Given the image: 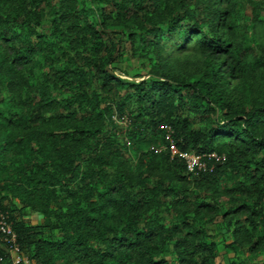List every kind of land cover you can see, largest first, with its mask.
Instances as JSON below:
<instances>
[{"label": "trees", "instance_id": "16d2710c", "mask_svg": "<svg viewBox=\"0 0 264 264\" xmlns=\"http://www.w3.org/2000/svg\"><path fill=\"white\" fill-rule=\"evenodd\" d=\"M33 1L39 0H19L18 8L0 13L2 31L17 42V45L12 46L10 62H28L38 56L49 58V42L44 34L36 33L34 29L40 23L41 13ZM168 2L113 0L120 21L139 23V28L144 29V35L134 34L141 35L137 37L141 45L154 48L159 38L158 23L164 24L163 32L167 36L179 32L180 45L186 37L194 36V43L204 57L205 70L201 76L191 80H184L169 72L161 62L149 66L147 79L125 80L116 75L108 65L120 55L121 38L116 37L111 41V52L109 49L105 50L106 44L101 38L103 28H97L87 20V11L76 9V0H59L61 10L58 13L66 22L58 28L55 18H51V33L56 37L60 34L66 38L68 31L77 26L81 39L66 38L69 42L74 40L70 47L75 49L81 45L86 48L89 42L97 46L90 52L92 55H78L75 50L81 64H64L57 69L50 85L43 84L39 88L42 103H51L49 89L52 87L75 85L82 90L71 98H62L61 105L65 110L62 114L56 112L64 118L59 127L40 131L45 142L37 148L43 156L35 164L34 174L30 177L33 187L38 189L33 192L42 191L46 184H51L55 177L54 172H58L61 166L66 167L68 181L76 178L84 180L86 175L94 173V169L87 166L80 177L78 176L74 157L80 146L97 153L104 142L113 144V133H106L102 128L96 96L93 91L90 94L83 91L86 76L90 72L100 89L109 90L111 86H117L124 90L123 100L116 105V114L126 113L122 112L123 103L133 97L136 103L134 113H126L130 119L125 129L128 141L134 133L141 137L150 133L160 136L161 142H164L159 124L168 123L180 148L196 152L214 150L224 154L221 161H212L211 169L191 173L185 170L181 159L170 157L165 149L160 152L167 169L181 182L192 178L195 185L205 187L207 181H211L219 173L232 170L239 174L240 179L233 187L245 191V196L252 198L251 204L239 201L221 213L222 216L229 214L226 216V223L233 225L232 241L241 243L243 239L237 234L238 214H243L251 228L258 223L264 225V211L261 206L264 200V132L259 130L254 119L256 114L264 115V94L247 109L239 107L231 100L227 92L226 74L236 77L242 70L238 47L221 33L220 27L205 34L201 30L202 19H198L187 7L169 8L163 18L162 12L168 8ZM131 10L132 13L127 15ZM103 13L99 12L102 15ZM80 14H83L81 19ZM223 14V10L216 9L208 19L219 25ZM105 17L103 15L98 21L101 27H106ZM14 27L19 31L14 32ZM131 33L129 32V37L134 39ZM221 52H226L229 57L225 67H220L221 61L218 57ZM84 65L86 69L82 68ZM185 107L194 112H211L212 122L203 128L191 127L187 115L183 113ZM52 108L57 111L55 104ZM78 109L81 116L75 118ZM135 119H139L137 124ZM121 143L126 144L123 137ZM146 184V177L141 176L129 185L130 188L117 181L96 193V207L113 206L119 209L121 220L118 223H108L101 218L96 207L88 210L69 202L63 210L59 207L56 212L45 211L42 221L35 223L24 216L23 205H11L5 201L4 196H0V209L7 212L20 256L26 258L28 264H49L55 252L60 251H67L72 259L84 264H217L214 261L215 242L206 241L203 238L204 230L185 218L187 194L182 192L183 188L172 190V201L180 206L177 220L164 225L159 221L158 215L147 212L154 199L149 195ZM164 188L166 187L161 189ZM192 203L194 207L207 205V202L202 201ZM142 216L145 217L143 220ZM169 240L176 255L174 263H169L158 255L161 246ZM263 243L264 239L257 237L249 244L248 249L254 251L261 248ZM0 264H10L8 252L1 242Z\"/></svg>", "mask_w": 264, "mask_h": 264}, {"label": "rangeland", "instance_id": "374dc122", "mask_svg": "<svg viewBox=\"0 0 264 264\" xmlns=\"http://www.w3.org/2000/svg\"><path fill=\"white\" fill-rule=\"evenodd\" d=\"M18 1L0 0V13L18 8ZM168 1V8L162 12L163 18L169 8L187 7L198 19H202L201 30L205 34L212 33L213 28L220 27L221 33L238 47L242 70L236 77L226 74L227 92L239 107L247 109L255 104L264 94V0ZM33 4L41 13L40 23L34 29L36 33L44 34L49 42L51 47L49 58L38 56L28 62L18 63L15 60L10 62L12 46L17 45V42L15 43L0 27V196H4L5 201L11 205H23L24 216L35 223L42 221L45 211L56 212L59 207L63 210L68 202L90 210L96 207L98 202L96 193L104 190L106 186H112L119 181L130 188L129 185L138 177L145 176L147 190L154 199L147 212L158 215L161 223L169 225L177 220L180 206L172 201V190L181 187L182 192L187 194L185 218L204 230L203 238L206 241L215 242L214 261L217 264L229 262L264 264V243L261 248L254 251L248 249L249 244L257 237L264 239V225L258 223L251 228L243 214H238L237 234L243 241L234 242L231 233L233 225L226 223V216L229 214L222 216L221 213L239 201L251 204L252 198H247L245 191L233 187L240 179L239 174L232 170L219 173L211 181H207L205 187L195 185L192 178L181 182L172 176L162 161L160 152L163 149L160 151L155 149L162 143L160 136L149 133L141 137L134 133L128 143L122 144L123 135L128 134L116 120L115 114L116 105L123 100L125 92L117 86H111L109 90L100 89L90 72L86 76L83 91L87 94L93 91L96 96L102 128L106 133H113L111 136L113 144L104 142L97 153L80 146L74 157L78 176L80 177L82 171L89 166L94 169V173L86 175L84 180L76 178L74 181H68L66 167L61 166L58 172H54L55 177L51 184H46L42 191L33 192L38 189L33 187L30 177L34 174L35 164L43 156L37 148L45 142L40 131L59 127L64 118L63 115L58 116L56 112L62 114L65 110L61 105L62 98H71L82 90L75 85L52 87L49 89L51 103H42L39 88L43 84L50 85L59 67L64 64L69 66L81 64L78 59L79 53L91 54L90 52L97 46L89 42L86 48H82L81 45L75 49L71 48L70 44H73L74 40L69 42L66 38L81 39V32L76 29L77 26L74 30L68 31L66 38L60 34L56 37L51 33V18H55L54 22H57L58 28L66 22L58 13L61 10L59 0H39L33 1ZM76 9L87 11V20L97 28H103L101 38L106 44L105 50L109 49L111 52V41L116 37L121 38L120 55L108 67L125 80L149 78L147 70L155 62L163 63L169 72L177 74L184 80L201 76L205 70L204 57L194 43V36L186 37L180 45L179 32L167 36L163 32L164 24L158 23L159 38L152 48L149 45H141L137 39L145 32L143 28H139V23L131 21L123 23L119 20V13L114 8L113 0H76ZM216 9L224 11L219 25L208 19ZM100 11L106 15V27L98 24L103 17L99 14ZM131 13L132 10L127 15ZM137 14L140 15L139 12ZM82 16L83 14H80L79 19ZM12 30L19 31L15 27ZM129 32L141 35H134V39H131ZM75 50L78 55L74 53ZM219 54L220 67H225L229 61L228 54L226 52ZM82 68L87 67L84 65ZM54 104L57 111L52 108ZM135 104L131 96L123 103L122 112L133 114ZM80 112L78 109L75 118L81 116ZM183 113L187 115L193 128H203L212 122V114L209 111L194 112L185 107ZM254 119L259 130L264 132V115L256 114ZM137 122L139 119H135V124ZM66 181L69 183H64ZM160 186L166 188L161 189ZM193 201L207 202V205L194 207ZM261 206L264 211V200ZM96 212L108 223H118L121 220L119 209L113 206L96 207ZM141 218L143 220L145 217ZM158 255L169 263L175 262L176 255L170 240L164 242ZM22 264H28V261ZM49 264L84 263L72 259L67 251H60L55 252Z\"/></svg>", "mask_w": 264, "mask_h": 264}, {"label": "built area", "instance_id": "2783aa9c", "mask_svg": "<svg viewBox=\"0 0 264 264\" xmlns=\"http://www.w3.org/2000/svg\"><path fill=\"white\" fill-rule=\"evenodd\" d=\"M116 120L122 124L123 130L127 128L130 119L126 113L115 114ZM162 131L164 142L157 146L156 151L165 149L170 157H177L183 161L185 170L191 173L202 172L211 169L212 161H221L224 154L214 150L196 152L180 148L173 136V129L168 123L159 124ZM123 140L128 143V139L123 135ZM0 242L4 249L8 252L10 264H18V262H27V259L20 256L18 244L15 239V232L12 227V222L8 218L7 212L0 209Z\"/></svg>", "mask_w": 264, "mask_h": 264}]
</instances>
